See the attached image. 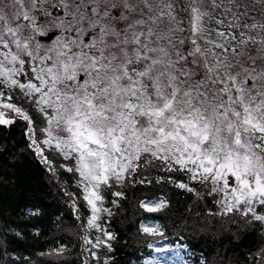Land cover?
Returning <instances> with one entry per match:
<instances>
[{
  "label": "snow or ice",
  "instance_id": "6c2138e0",
  "mask_svg": "<svg viewBox=\"0 0 264 264\" xmlns=\"http://www.w3.org/2000/svg\"><path fill=\"white\" fill-rule=\"evenodd\" d=\"M17 93L109 241L102 190L156 168L264 227V0H0V125L30 120Z\"/></svg>",
  "mask_w": 264,
  "mask_h": 264
},
{
  "label": "trees",
  "instance_id": "16d2710c",
  "mask_svg": "<svg viewBox=\"0 0 264 264\" xmlns=\"http://www.w3.org/2000/svg\"><path fill=\"white\" fill-rule=\"evenodd\" d=\"M13 102L30 120L16 117L0 125V264H132L149 253L151 243L165 238L186 244L195 264H264V227L239 213H223L215 202L219 197L183 172L145 170L143 177L137 172L124 185L102 190L103 207L112 215L102 212L100 222L114 238L88 229L91 209L78 174L67 171L72 162L54 145L43 144L47 133L42 135L41 114L19 93ZM141 178L146 182L139 183ZM116 191L123 195L116 197ZM154 197L167 204L146 211L142 202ZM148 218L160 223V234L142 230ZM85 237L93 242L99 237L103 246L93 244L88 251Z\"/></svg>",
  "mask_w": 264,
  "mask_h": 264
},
{
  "label": "rangeland",
  "instance_id": "374dc122",
  "mask_svg": "<svg viewBox=\"0 0 264 264\" xmlns=\"http://www.w3.org/2000/svg\"><path fill=\"white\" fill-rule=\"evenodd\" d=\"M50 145H55V141H53L52 144H50ZM158 201H165V205L167 204V201L163 197H154L152 199L144 200L142 202V206L145 202L155 203ZM142 225H148L151 227L158 225L159 228L156 229L154 227V231L152 233L156 234V235L161 233L160 223L153 218H148V219L144 220L141 223V226ZM154 243L156 245V248H151L149 246V253L140 262H135L132 264H150V260L154 259L155 257H157L159 260H161L162 263H164V264H173L174 262L176 264H178L179 260L183 261L185 264H195V262H194L195 257L193 255L192 251L184 243L174 242L173 240H170L168 238L158 240V241L153 242L151 244H154ZM157 250H166V251H162L160 253H157L156 252Z\"/></svg>",
  "mask_w": 264,
  "mask_h": 264
},
{
  "label": "bare ground",
  "instance_id": "6f19581e",
  "mask_svg": "<svg viewBox=\"0 0 264 264\" xmlns=\"http://www.w3.org/2000/svg\"><path fill=\"white\" fill-rule=\"evenodd\" d=\"M151 248H156L155 243L150 245ZM162 251H166V250H157V253H160ZM157 255V254H156ZM150 264H164L162 263L161 260H159L157 257H155L154 259L150 260ZM173 264H176L175 262ZM178 264H185L183 261L179 260Z\"/></svg>",
  "mask_w": 264,
  "mask_h": 264
}]
</instances>
